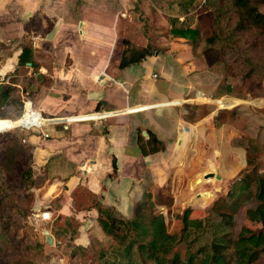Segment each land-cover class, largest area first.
Returning <instances> with one entry per match:
<instances>
[{
    "label": "crops",
    "instance_id": "crops-1",
    "mask_svg": "<svg viewBox=\"0 0 264 264\" xmlns=\"http://www.w3.org/2000/svg\"><path fill=\"white\" fill-rule=\"evenodd\" d=\"M139 1L0 0V42L22 41L1 69L7 75L26 67L46 83L36 88L44 119L26 114L24 120L46 124L47 137L24 139L31 167L45 176L39 200L50 214L45 223L53 246L64 239L87 250L97 242L100 257L111 239L99 223L100 209L129 218L131 207L169 178L177 184L189 173L195 190L210 184L203 175L215 170L230 191L243 176L264 174V83L261 95L241 93L220 62L209 63L212 52L172 35L166 20L164 37L136 30ZM145 16L157 17L146 10ZM22 48L32 50L25 66L18 65ZM158 142L163 150L143 154ZM250 148L263 168L239 177L251 165L244 154Z\"/></svg>",
    "mask_w": 264,
    "mask_h": 264
},
{
    "label": "rangeland",
    "instance_id": "rangeland-1",
    "mask_svg": "<svg viewBox=\"0 0 264 264\" xmlns=\"http://www.w3.org/2000/svg\"><path fill=\"white\" fill-rule=\"evenodd\" d=\"M210 4L209 0L139 1L135 13L138 15H136L138 17L136 22L139 28L136 30L139 29L141 33L146 31L144 34H149L151 30H157L155 35L164 37L167 35V31L170 32L169 28L166 27V20L171 23L174 30L187 29L191 25L195 30L200 27L198 37L202 41L209 34L212 18L217 12L216 6ZM168 5L170 7L167 8ZM143 9L148 13L150 11L151 14L157 15V17L154 16L153 21L149 22ZM182 12H185L186 15ZM27 31H29L28 28ZM2 32L3 29L0 26V40H4ZM171 34L173 35V31ZM201 41L200 43L197 41L196 48L202 47ZM21 46L22 41L18 43L0 42V85L15 87L13 95L16 97L14 104L0 107V118H5L0 119V264H101L100 246L97 242H94L93 246L87 250H83L71 245L68 240L64 241V239H62L63 245L60 247L47 245L45 241V232H48L50 227L49 224L41 220L40 216H42L45 207L39 200V189L45 183V176L31 167L33 155L24 139V135L32 133V131L11 129L21 125H29L25 123L24 116L29 113L30 103L34 109L39 110L37 105L39 100L37 99L40 93L38 94L39 91L36 88L37 85L44 86L46 83L36 82L35 77L29 74L26 67L15 68L7 75L1 69L4 60L8 57L15 58ZM152 50L154 51L155 48ZM50 54L51 52L46 53V55ZM211 55L212 60L220 62L217 50H212ZM38 57L35 54V58ZM232 78L238 79V89L241 90V93L253 91L255 95L262 94L264 77L256 80L252 87L243 86L242 80L238 77L232 76ZM32 83L35 84L32 86ZM24 105L26 111L22 115ZM9 141H13V143L10 144ZM170 152L172 156L175 155L174 152ZM240 154L237 158L241 161L244 155L243 153ZM244 154L251 165H248L239 177L250 176L253 172H258L259 168H263V159L256 158L252 148L245 150ZM210 173L215 175L216 171L213 170ZM209 178L210 184L195 190L191 188L194 179L189 173L184 175L182 180L178 179L177 184L180 186H176L177 184L172 183L169 178L163 187L157 188V191L147 192L150 194V199L145 197L131 207V217L119 216L115 211L111 212L112 216L125 220L131 219L137 207L144 203L147 214L164 217L169 234L178 235L183 229V225L186 224L190 227V240L193 241L196 235L197 240L191 246L183 241L176 247L183 259L189 250L195 253L200 247L202 248L210 242L214 227L219 226L218 229L229 232L231 239H236L240 229L248 224L245 218L246 210L256 206L252 194L254 187L253 185L250 187V194L236 193L234 197H231L228 196L230 189L228 181L217 180L214 177ZM205 191L215 194L209 199L200 197V195L194 196ZM154 193L156 198H154ZM105 210L110 211L103 207L100 209L101 213ZM183 214L186 215L184 219ZM229 217H231L230 221L224 223V219L228 221ZM253 227L251 228L254 229ZM111 243L114 242L105 241V247L108 248ZM202 256L203 253H200L199 259ZM257 264H264V258Z\"/></svg>",
    "mask_w": 264,
    "mask_h": 264
},
{
    "label": "trees",
    "instance_id": "trees-1",
    "mask_svg": "<svg viewBox=\"0 0 264 264\" xmlns=\"http://www.w3.org/2000/svg\"><path fill=\"white\" fill-rule=\"evenodd\" d=\"M209 3L216 6L217 12L212 18L209 34L201 41L202 50L207 53L217 50L227 76L238 77L243 86L252 87L256 80L264 77V12L261 10L264 0H209ZM188 28L173 29V35L192 38L193 47H196L199 31ZM143 53L142 58L147 54L146 51ZM209 59V63L215 62L211 57ZM31 61L32 50L22 48L18 65L25 66ZM14 88L0 85V107L14 104ZM148 135L150 144L155 140ZM161 150L163 147L159 142L157 147L142 148L144 155ZM252 182L257 205L248 208L245 216L260 226L254 229L243 226L236 239H231L229 232L218 229L219 226L214 227L210 242L195 253L189 250L184 259L176 247L183 241L191 246L197 240V235L190 240V227L186 224L178 235L169 234L164 217L147 214L144 203L127 220L112 216L111 211H102L100 225L114 243L100 254L101 264H257L264 258V174L254 173L253 178L243 176L231 187L228 196L250 194ZM146 198L150 199V194L147 193ZM185 216L183 214V219ZM200 253H203L201 259Z\"/></svg>",
    "mask_w": 264,
    "mask_h": 264
},
{
    "label": "built area",
    "instance_id": "built-area-1",
    "mask_svg": "<svg viewBox=\"0 0 264 264\" xmlns=\"http://www.w3.org/2000/svg\"><path fill=\"white\" fill-rule=\"evenodd\" d=\"M153 77L154 78H156V75H153ZM25 105H26V103H25ZM25 105H24V109H23V112H22V115H24V112L26 111V108H25ZM30 108H29V110H28V115H27V120H28V117H29V114L32 116V117H42V118H44L43 116H42V114H41V112L39 111V110H37V109H34V107H33V105L30 103ZM46 125V124H45ZM45 125H43V126H38V125H36V124H34V123H29V125L28 126H23V125H21V126H19V127H16V128H13V129H11V130H14V129H24V130H26V131H32V133H35V134H37V135H40V136H43V137H47V135H46V133H44V127H45ZM42 216H40L41 217V220L42 221H49L50 220V214L48 213V212H43L42 214H41ZM49 215V216H48Z\"/></svg>",
    "mask_w": 264,
    "mask_h": 264
},
{
    "label": "water",
    "instance_id": "water-1",
    "mask_svg": "<svg viewBox=\"0 0 264 264\" xmlns=\"http://www.w3.org/2000/svg\"><path fill=\"white\" fill-rule=\"evenodd\" d=\"M209 177H211V178L215 177L216 179H219V177L217 175L215 176L212 173L206 174L204 176V179H208ZM45 234H46L45 241H46L47 245H53V238L49 235V233L47 231L45 232Z\"/></svg>",
    "mask_w": 264,
    "mask_h": 264
}]
</instances>
